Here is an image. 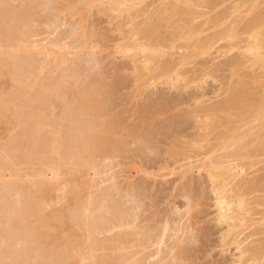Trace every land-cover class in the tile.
Returning a JSON list of instances; mask_svg holds the SVG:
<instances>
[{
  "label": "rangeland",
  "instance_id": "374dc122",
  "mask_svg": "<svg viewBox=\"0 0 264 264\" xmlns=\"http://www.w3.org/2000/svg\"><path fill=\"white\" fill-rule=\"evenodd\" d=\"M213 1L0 0V197L35 228L3 264H264V70L239 42L264 0Z\"/></svg>",
  "mask_w": 264,
  "mask_h": 264
},
{
  "label": "bare ground",
  "instance_id": "6f19581e",
  "mask_svg": "<svg viewBox=\"0 0 264 264\" xmlns=\"http://www.w3.org/2000/svg\"><path fill=\"white\" fill-rule=\"evenodd\" d=\"M225 0H214L213 2L215 3V5H217V4H220V3H223ZM248 1H250V0H242L241 2H242V4H244V3H247ZM257 3V2H256ZM256 3L254 2L252 5H256ZM241 6V5H240ZM176 7H174L173 5H170L167 9H166V12H171V11H174V10H176L175 9ZM253 8V7H252ZM225 15V13L223 14V16ZM241 31H242V33H244V34H248V36H246V37H243V38H239V42L240 43H242V44H244L246 47H245V49H243L244 50V53H246L247 55H249V62L251 63V64H257L258 66H257V68L259 69H262V70H264V13H262V14H258V15H255V16H252L248 21H246L244 24H243V26L241 27ZM63 47V46H62ZM62 47H61V49H62ZM209 48H210V46H209ZM234 64H238V65H240V64H242L243 63V59L242 58H240V57H238V58H234L233 59V61H232ZM173 68H172V65H170V64H165L163 67H162V72L163 73H165V74H167V73H169L171 70H172ZM255 72V71H254ZM264 72V71H263ZM257 73V72H256ZM256 73H250V75H252V79L254 80H256V78L257 79H260L261 81L260 82H264V73H261V74H256ZM260 73V72H259ZM246 75H248V74H246ZM245 75V76H246ZM249 75V76H250ZM248 77V76H247ZM255 77V78H254ZM250 78V77H249ZM248 80V79H247ZM249 80H251V78L249 79ZM248 80V81H249ZM246 83H245V82ZM248 81H246V80H238L235 84H234V87L232 88V94H231V97H230V99L228 100V101H225L223 104H222V107H228V106H231L233 103H234V105H236L235 103L238 101V100H240L241 99V96H242V92L244 91V93L246 92V90H244V89H247V87L245 88L244 86H248L247 84H248ZM22 83L23 85H25L24 83H23V80H21V81H19V82H17V83ZM20 83V84H21ZM21 84V85H22ZM264 84V83H263ZM21 85H19L20 87H21ZM22 85V86H23ZM24 87V86H23ZM22 87V88H23ZM21 88V89H22ZM20 89V88H19ZM243 95H245V94H243ZM243 97V96H242ZM50 102H51V100H50ZM50 105V104H49ZM243 105H246V106H248V108L250 107L251 108V106L252 105H247V104H243ZM242 105H240V107H241ZM18 106H16V108H17ZM50 107H52V106H50ZM54 107V106H53ZM19 108V107H18ZM17 108V109H18ZM55 108V109H54ZM52 110L54 111V110H56L58 107L56 106V107H54ZM247 108V107H246ZM48 109V108H47ZM49 110V109H48ZM59 110H62V108H60L59 107ZM58 110V111H59ZM52 111V112H53ZM61 111H59V113H60ZM21 114H22V112H21ZM52 113H50V115H51ZM250 114H251V120L253 121V122H257V126H258V130L261 132V131H263L264 130V88H263V96L259 99V100H257V102L254 104V106H253V108L251 109V111H250ZM54 115V114H53ZM56 115V114H55ZM256 126H251L249 129H248V132L246 133V134H243V135H241L240 137H238V138H236V137H234V135H232V136H230L229 137V139L226 141V143L222 146V148L223 149H226L228 146L229 147H232V146H234L237 142H240V141H242V140H244L245 139V137H246V135H251L254 131V128H255ZM24 136H26V132H24V134L22 135V137H24ZM261 138L263 139L264 138V133H263V135H261ZM264 142V141H263ZM246 146H249V144H246ZM262 150V149H261ZM264 151V150H263ZM261 152V151H260ZM27 155V154H26ZM25 155V156H26ZM30 154H28L26 157L28 158V156H29ZM25 157V158H26ZM230 157H232V156H230ZM218 165V164H217ZM216 165V166H217ZM212 166H214V165H212ZM220 166V165H219ZM63 169V168H62ZM68 171L70 170V169H67ZM66 170V168H65V171H67ZM63 171V170H62ZM61 171V172H62ZM64 171V172H65ZM67 171V172H68ZM71 171V170H70ZM12 172V171H11ZM66 172V173H67ZM4 174H6V177L8 176L9 177V175H11V173L8 171V174H7V172L6 173H4ZM13 174V173H12ZM60 174H62V173H60ZM13 175H11V179L12 180H14V176L12 177ZM8 177L7 178H5V180L6 179H8ZM62 178V177H61ZM11 179H9V181L11 180ZM85 179V178H84ZM12 180H11V182H10V184L12 183V184H14V181L12 182ZM63 180V179H62ZM81 180V178L79 179V181ZM76 181V180H75ZM7 183H8V181H7ZM67 183V182H66ZM71 183H72V181H71ZM9 184V183H8ZM10 184H9V186H10ZM11 184V185H12ZM68 184V183H67ZM75 184V183H74ZM72 185V184H71ZM70 185V186H71ZM77 186V185H76ZM80 186V185H79ZM12 187V186H11ZM70 189V188H69ZM0 191H2V190H0ZM2 193V192H1ZM4 193V194H3ZM3 193H2V195H4V197L6 196V192H4L3 191ZM2 195H1V197H0V237H3L4 239H10L9 237V234H10V230H11V226L13 225V227H16V229H17V227H18V229H19V227L20 226H24V228H25V230H22L24 233H23V242H24V245H25V247L24 248H26L27 250H29V249H31L32 248V246H31V241H30V237L31 236H33V235H35V228H32V227H30V228H28L27 229V227H26V222H25V220H24V218H23V215L22 216H18V214H16L17 215V217H16V219L14 218H10V217H8L10 214H9V210L6 208V197L3 199L2 198ZM8 202V201H7ZM19 202H20V200L18 199L17 200V203L15 204V205H17L18 204V206L20 205L19 204ZM7 205H9V204H7ZM35 205H37V204H35ZM34 204L32 205L33 207L35 206ZM18 206H15V207H18ZM31 206V207H32ZM8 207V206H7ZM32 207V208H33ZM36 207H38V205L37 206H35L33 209H35V211H40L39 209H36ZM9 209L11 210V208H10V206H9ZM6 210L8 211V212H6ZM55 212V211H54ZM56 213V212H55ZM58 213V212H57ZM8 214V215H7ZM56 215V214H55ZM49 216H51V215H49ZM46 217V216H45ZM18 218V219H17ZM57 218V217H56ZM59 218H61L60 216H59ZM63 218V217H62ZM61 218V219H62ZM55 219V218H54ZM69 219V218H68ZM67 219V220H68ZM13 220V221H12ZM57 220V219H56ZM57 223H59V222H57ZM71 222L69 221V224H70ZM109 223V222H108ZM20 225V226H19ZM63 225H65V224H63ZM73 225V224H72ZM60 227H62V225L60 226ZM73 227V226H72ZM105 227V229L106 230H112V229H115V228H119V227H123V223H121L120 221L118 222V221H111L110 223H109V225H106V226H104ZM10 229V230H9ZM54 231L55 230H57L58 231V229H53ZM68 230V229H67ZM10 231V232H9ZM50 231H52V230H49V232ZM71 231V230H70ZM75 231V230H74ZM66 232V231H65ZM55 233V232H54ZM61 233V232H60ZM53 234V233H52ZM65 234V233H64ZM55 235H56V233H55ZM71 235V234H70ZM51 235H48V233L47 232H43V233H41V237L42 238H44V239H46L47 240V238H49ZM54 236V235H53ZM72 237H73V235H71ZM71 236H68V237H70V240H74ZM75 236V235H74ZM77 236V235H76ZM55 237H57V236H54V238ZM54 238H52L53 240H55ZM72 238V239H71ZM43 240V239H42ZM48 241V240H47ZM11 247V246H10ZM2 249V248H1ZM11 249H12V247H11ZM14 249V248H13ZM6 250V249H5ZM4 250V251H5ZM7 250H8V248H7ZM1 252V250H0V255H1V253H2V255H3V253H5V252ZM9 251V250H8ZM12 251V250H11ZM10 252V251H9ZM8 252V253H9ZM14 252V251H13ZM25 252V251H24ZM7 253V252H6ZM5 253V254H6ZM7 253V254H8ZM11 253L12 252H10V254L9 255H11ZM241 254V258L243 257H248L249 259H247V263L248 264H257V261H258V258L261 256V253H260V255L258 256V254H259V251H257V250H253V249H250V250H242V252H240ZM4 254V255H5ZM13 254V253H12ZM3 255V256H4ZM2 256V257H3ZM6 256V255H5ZM4 256V260H5V258L7 259V257H8V255H7V257H5ZM1 257V256H0ZM1 257V258H2ZM0 258V259H1ZM3 259H1V261L3 260ZM254 259H256V260H254ZM96 260V259H95ZM0 261V262H1ZM6 261V260H5ZM19 260L17 259V262H18ZM104 263L103 264H105V263H107L108 264V261L106 262V261H104V260H102ZM7 262V261H6ZM5 262V263H6ZM99 262L102 264V262H101V260H96V261H93V262H90V264H99ZM110 262V261H109ZM112 262V261H111ZM2 263V262H1ZM4 263V262H3ZM2 263V264H3ZM246 263V264H247ZM111 264V263H110Z\"/></svg>",
  "mask_w": 264,
  "mask_h": 264
}]
</instances>
